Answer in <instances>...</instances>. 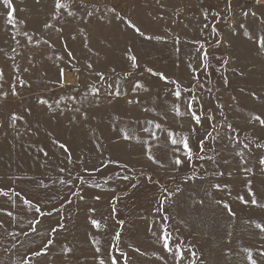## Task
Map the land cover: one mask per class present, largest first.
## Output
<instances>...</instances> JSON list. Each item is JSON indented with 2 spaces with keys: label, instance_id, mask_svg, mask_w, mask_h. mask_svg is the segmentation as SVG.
Returning <instances> with one entry per match:
<instances>
[{
  "label": "rangeland",
  "instance_id": "obj_1",
  "mask_svg": "<svg viewBox=\"0 0 264 264\" xmlns=\"http://www.w3.org/2000/svg\"><path fill=\"white\" fill-rule=\"evenodd\" d=\"M61 2L0 0V264H264V0Z\"/></svg>",
  "mask_w": 264,
  "mask_h": 264
},
{
  "label": "snow or ice",
  "instance_id": "obj_2",
  "mask_svg": "<svg viewBox=\"0 0 264 264\" xmlns=\"http://www.w3.org/2000/svg\"><path fill=\"white\" fill-rule=\"evenodd\" d=\"M3 3H4L8 8H12L11 0H3ZM62 7H64V4L61 2V0H56V8H62ZM245 15H247V13H245ZM8 16H9V17L12 16V12H11V11L8 12ZM9 22L11 23V20H10ZM45 27H50V25L46 24ZM132 27L135 28V30H136L141 36L144 35V33L141 32V30H140L139 28H136L135 25H132ZM258 45H259L260 47H264V36H260V37L258 38ZM131 60H132V62H133V66H136V63H135V62H136V57H135V55H133V56L131 57ZM88 67L91 68L92 66L89 64ZM148 71H149V72H152L153 70H152V69H148ZM60 75H61V78H63V76H64V70H63V69L60 70ZM97 75H98L101 79L103 78V74H102V73H98ZM156 75H159V76H161L162 79L167 80V77H165L162 73H156ZM0 77H2V70H0ZM23 83H24V82L21 81V84H23ZM137 83L139 84V82H137ZM139 86H140V87H143V85H139ZM97 91H98V90H97ZM13 94H18V93H15V91H13ZM112 94H114V95H116V96L121 95V93H120L119 90H116V91H115L114 93H112ZM174 94H175L176 97H180V96H181V90H180L179 87L176 88ZM4 95L6 96L7 93H4ZM129 102H131V101H129ZM40 103L47 105L49 108L51 107L50 105H48V102H47L46 100H41ZM189 107H191V105H189ZM29 111H30V109H29ZM190 114L192 115L194 121H195L197 124H199V123L201 122V116H200V115H197L194 111L191 112ZM254 118H255L257 121H259V123H260L261 125H264V118H261L260 116H255ZM11 119H12V121H16V120H19V119H23V117L17 115L16 113H13L12 116H11ZM156 127L159 128L160 125L157 124ZM229 127H231V126L229 125ZM172 143H173V144H176L177 141H176L175 139H172ZM182 143H183L185 149H189L188 155H189V158H191L192 153H191V150H190V148H189V144H188L187 139H184V140L182 141ZM202 143H203V142L201 141V144H202ZM61 147H62V148H65L66 146H65V145H61ZM153 159H154V158H153ZM175 163H176V164H181L182 161H181L179 158H177V159L175 160ZM261 163H264V160H261ZM124 179H128V177H124ZM133 186H135V185H133ZM216 187H220V186L217 185ZM97 199H99V197H97ZM251 202H252L253 204L257 203V201H256L255 199H253ZM246 203H247V201H246ZM226 207H227V205H226ZM228 210L231 211L230 208H228ZM36 212H37V213H40L41 215H44V214H45V213H42V212H41V210H40L39 207L36 208ZM48 214H50V213H48ZM93 224H95L97 228L100 227V224H99L98 221H95V220H94V221H93ZM260 227L264 228V225H261ZM33 230H34V229H33ZM165 247H168L167 242L165 243ZM170 250H171V249H170ZM35 255H39V253H35ZM248 259L251 261V264H258V262H257L255 259H253L251 255L248 256ZM110 261H111V264H116V258H115V257H111V258H110ZM101 264H104V261H101Z\"/></svg>",
  "mask_w": 264,
  "mask_h": 264
}]
</instances>
